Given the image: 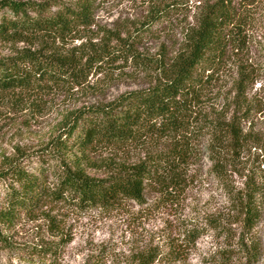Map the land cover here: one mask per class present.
<instances>
[{"label": "rangeland", "instance_id": "obj_1", "mask_svg": "<svg viewBox=\"0 0 264 264\" xmlns=\"http://www.w3.org/2000/svg\"><path fill=\"white\" fill-rule=\"evenodd\" d=\"M74 6L79 0H16ZM206 0H96L93 24L70 38L15 37L0 40V58L35 53L74 67L64 86L46 93H0V178L13 163L28 170L57 133L63 117L89 106L105 105L134 90L160 82L196 28ZM175 3V10L113 64L84 67L89 55L118 45L154 8ZM246 34L242 50L229 53L215 85L198 108L194 142L184 160L182 187L164 197L151 185L145 202H128L111 211H78L48 203L23 217L2 235L0 264H264V0H232ZM84 67V70H79ZM253 83L238 97L242 73ZM243 91V92H244ZM241 96V93L239 94ZM247 110L244 131L251 139L240 157L220 156L216 165L214 125L226 124ZM172 143L148 140L123 149H98L85 164L88 174L106 177L136 164ZM215 153V154H214ZM219 159V157H218ZM222 168V170H219ZM254 176L260 192V218L246 231L237 194ZM7 182L0 180V210Z\"/></svg>", "mask_w": 264, "mask_h": 264}, {"label": "trees", "instance_id": "obj_2", "mask_svg": "<svg viewBox=\"0 0 264 264\" xmlns=\"http://www.w3.org/2000/svg\"><path fill=\"white\" fill-rule=\"evenodd\" d=\"M96 0H79L74 6L0 0V40L15 37L55 36L70 38L93 24ZM175 3L154 8L147 20L118 45L103 47L86 59L84 67L113 64L124 58L142 36L150 33L175 9ZM246 34L232 0H206L196 28L186 38L183 51L175 57L164 78L152 87L134 90L116 100L89 106L66 114L57 133L37 157L36 167L28 170L13 163L1 173L7 182L5 206L0 210L2 235L23 217L33 216L48 203L64 204L78 211H111L128 202L144 204L149 186L161 188L164 197L175 198L180 191L185 157L194 138L191 128L199 121L198 108L215 85L229 53L242 50ZM81 67L79 70H84ZM74 67L63 61L24 52L0 58V93L41 94L64 86ZM242 73L237 83L238 97L244 100L245 87L254 79ZM244 91V92H243ZM241 93V96L239 94ZM236 111L226 124L214 125L216 165L220 156L240 157L251 139L244 131L247 110ZM192 133V134H190ZM168 139L169 148L154 152L129 168L106 177L87 173L85 164L98 149H123L144 141ZM219 170H222L220 168ZM237 194L242 225L248 232L260 218L256 200L260 189L254 176Z\"/></svg>", "mask_w": 264, "mask_h": 264}]
</instances>
